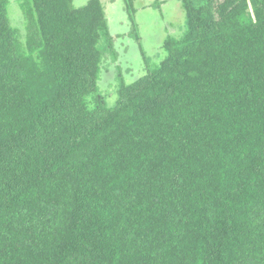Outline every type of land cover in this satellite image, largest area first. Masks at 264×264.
I'll return each mask as SVG.
<instances>
[{
	"label": "trees",
	"instance_id": "obj_1",
	"mask_svg": "<svg viewBox=\"0 0 264 264\" xmlns=\"http://www.w3.org/2000/svg\"><path fill=\"white\" fill-rule=\"evenodd\" d=\"M176 1L109 108L100 0H0V264H264V0Z\"/></svg>",
	"mask_w": 264,
	"mask_h": 264
},
{
	"label": "rangeland",
	"instance_id": "obj_2",
	"mask_svg": "<svg viewBox=\"0 0 264 264\" xmlns=\"http://www.w3.org/2000/svg\"><path fill=\"white\" fill-rule=\"evenodd\" d=\"M100 1L110 37H103L98 45L103 62L98 93L112 108L118 87L136 82L166 58L163 45L183 36L186 14L182 3L176 0H133L128 8L124 0ZM88 2L72 0L76 9ZM10 5L12 26L19 28L22 21L18 0H10Z\"/></svg>",
	"mask_w": 264,
	"mask_h": 264
}]
</instances>
